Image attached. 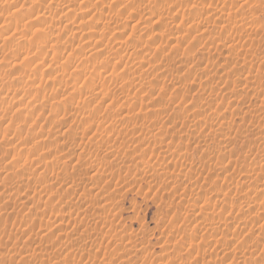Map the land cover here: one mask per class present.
<instances>
[{
	"label": "rangeland",
	"instance_id": "374dc122",
	"mask_svg": "<svg viewBox=\"0 0 264 264\" xmlns=\"http://www.w3.org/2000/svg\"><path fill=\"white\" fill-rule=\"evenodd\" d=\"M263 92L264 0H0V264H264Z\"/></svg>",
	"mask_w": 264,
	"mask_h": 264
},
{
	"label": "bare ground",
	"instance_id": "6f19581e",
	"mask_svg": "<svg viewBox=\"0 0 264 264\" xmlns=\"http://www.w3.org/2000/svg\"><path fill=\"white\" fill-rule=\"evenodd\" d=\"M245 2H246V1H245ZM83 3H84V2H83ZM80 4H81V3H80ZM91 6H92V5H91ZM244 7H245V6H244ZM80 8H82V7H80ZM89 8H90V7H89ZM83 9H84V8H83ZM83 9H81V10H83ZM86 9H87V8H86ZM86 9H85V10H86ZM91 9H92V8H91ZM109 9H110V8H109ZM241 9H242V8H241ZM245 9H246V8H245ZM81 10L79 9V11H81ZM85 10H84V11H85ZM242 10H244V8H243ZM242 10H241V11H242ZM87 11H88V10H87ZM89 11H90V9H89ZM110 11H111V10H110ZM111 12H112V11H111ZM107 13H108V12H107ZM107 13H106V14H107ZM113 13H114V11H113ZM116 13H119V12L116 11ZM238 13H239V12H238ZM82 14H84V13H82ZM85 14H86V13H85ZM106 14H105V15H106ZM152 14H153V15L151 16L150 13H149V15L151 16V18H150V16H148V15H147L148 17H146V18H149V19L151 20V19H153L154 17H156V16H155V13H152ZM236 14H237V13H236ZM239 14H240V13H239ZM86 15H87V14H86ZM119 15H120V14H119ZM157 15H159V14H157ZM160 15H161V13H160ZM87 16H88V15H87ZM109 16H111V15H109ZM109 16H108L107 18H109L108 20H111V18H110ZM112 16H114V14H113ZM153 16H154V17H153ZM79 17H80V16H79ZM90 17H91V16H90ZM116 17H117V16H116ZM159 17H160V16H158V19H159ZM163 17H164V16H163ZM91 18H93V17H91ZM117 18H118V17H117ZM117 18H116V19H117ZM160 18H161V17H160ZM240 18H242V16H241ZM114 19H115V18H114ZM89 20H90V19H89ZM89 20H88V21H89ZM104 20H105V19H104ZM115 21H116V20H115ZM117 21H118V20H117ZM214 21H216V20H214ZM238 21H239V20H238ZM82 22H84V21H82ZM82 22H81V23H82ZM100 22H101V21H100ZM108 22H109V21H108ZM232 22H233V21H232ZM240 22H241L240 24H242V20H241ZM106 23H107V22H106ZM106 23H105V24H106ZM113 23H115V22H113ZM218 23H219V22H218ZM86 24H87V23H86ZM86 24H84V25H86ZM118 24H119V23H118ZM213 24H214V22H213ZM232 24H233V23H232ZM82 25H83V24H82ZM82 25L80 24V26H82ZM106 25L108 26V24H106ZM115 25H116V24H115ZM216 25H217V24H216ZM220 25H221V24H220ZM234 25H235V24H234ZM80 26H78V27H80ZM221 26H222V25H221ZM242 26L244 27V24H242ZM82 27H84V26H82ZM82 27H81V28H82ZM218 27L220 28V26H218ZM84 28H85V27H84ZM113 28H114V27H113ZM113 28H112V30H113ZM224 28H225V25H224ZM86 29H87V28H86ZM89 29H90V28H89ZM92 29H93V28H92ZM220 29H222V28H220ZM241 29H242V28H241ZM241 29H240V30H241ZM245 29H246V28H245ZM84 30H85V29H84ZM119 30H120V29H119ZM123 30H124V28H123ZM242 30H244V29H242ZM242 30H241V31H242ZM93 31H94V30H93ZM104 31H105V30H103V32H104ZM113 31H114V30H113ZM121 31H122V30H121ZM245 31H246V30H245ZM96 32H97V31H96ZM96 32H95V33H96ZM100 32H102V31H100ZM118 32H119V31H118ZM77 33H78V32H77ZM85 33H90V31L88 30V31H86ZM83 34H84V32H83ZM83 34H82V35H83ZM102 34H105V33H102ZM95 35H96V34H95ZM97 35H98V33H97ZM92 36H93V35H92ZM96 37H99V36H96ZM92 38H94V37H92ZM100 38H102V37L100 36ZM100 38H99V39H100ZM88 39H90V38H88ZM95 40H97V39H95ZM95 40H94V41H95ZM226 40H227V39H226ZM232 40H233V39H232ZM238 40H239V39H238ZM247 40H248V39H247ZM97 42H98V41H97ZM227 42H228V41H227ZM95 43H96V41H95ZM95 43H94V44H95ZM108 44H109V43H108ZM123 44H124V43H123ZM104 45H105V44H104ZM106 45H107V44H106ZM93 46H94V45H93ZM108 46H109V45H107V46H105V47H108ZM229 47H230V46H229ZM93 48H94V47H93ZM100 48H103V46H102V47H98V48H96L95 50L98 51L97 49H100ZM227 48H228V47H227ZM230 48H231V47H230ZM110 49H111V48H110ZM102 50H104V48H103ZM100 51H101V49L99 50V53H100ZM94 52H95V51H94ZM229 52H230V50H229ZM231 52H232V51H231ZM237 52H238V51H237ZM69 53H70V52H69ZM101 53H103V52H101ZM105 53H106V52H105ZM95 54H97V52H95ZM103 54H104V53H103ZM107 54H110V53H107ZM107 54H106V55H107ZM116 54H117V52H116ZM229 54H230V53H229ZM233 54H235V53H233ZM100 55H102V54H100ZM230 55H231V54H230ZM118 56H119V55H118ZM108 57H109V56H108ZM110 57H112V56H110ZM104 58H106V57H104ZM109 59H110V58H109ZM114 59H115V58H114ZM66 60H67V59H66ZM112 60H113V59H112ZM64 63H65V62H64ZM67 63H68V62H67ZM67 63H66V64H67ZM80 63H81V62H80ZM66 64H65V65H66ZM62 65H64V64H62ZM83 65H84V64H83ZM87 66H88V65H86V67H87ZM92 66H93V64H92ZM20 67H21V66H20ZM23 67H24V66H23ZM56 67H57V66H56ZM24 68H25V67H24ZM60 68H61V65H60ZM65 68H66V66H65ZM65 68H64V69H65ZM91 68H92V67H91ZM92 69H94V68H92ZM243 69H244V68H243ZM1 70H2V68H1ZM3 70H4V69H3ZM24 70H25V69H24ZM4 71H6V70H4ZM59 71H60V70H59ZM88 71H89V70H88ZM23 72H24V71H23ZM98 72H99V71H98ZM4 74H5V73H4ZM77 77H78V76H77ZM80 77H81V76H80ZM75 79H76V78H75ZM78 79H79V78H78ZM76 81H78V80H76ZM76 81H74V82H76ZM60 83H62V82H60ZM74 84H75V83H74ZM76 84H77V83H76ZM149 84H150V83H149ZM30 86H31V85H30ZM99 87H100V86H99ZM244 87H245V86H244ZM246 87H247V86H246ZM261 87H263V86L261 85ZM261 87H260V88H261ZM260 88H259V89H260ZM38 89H39V88H38ZM251 89H252V88H251ZM92 90H93V89H92ZM243 90H244V88H243ZM253 90H254V89H253ZM35 91H36V90H35ZM37 92H38V91H37ZM246 92H247V91H246ZM263 93H264V92H263ZM101 123H102V122H101ZM101 123H100V125H101ZM14 146H15V145H14ZM2 147H3V145H2ZM7 147H8V146H7ZM7 147H6V149H7ZM0 148H1V146H0ZM8 149H9V148H8ZM14 149H15V148H14ZM40 149H41V148H40ZM9 150H10V149H9ZM12 150H13V148H12ZM4 151H6V150H4ZM2 152H3V151H2ZM44 152H45V151H44ZM48 152H49V150H48ZM8 153H9V152H8ZM0 154H1V153H0ZM40 154H41V153H40ZM41 155H42V154H41ZM45 155H46V154H45ZM16 156H18V155H16ZM25 156H26V154H25ZM13 157H15V156H13ZM30 157H31V156H30ZM2 158H3V157H2ZM11 159L13 160V158H11ZM33 159H35V158H33ZM36 160H37V158L35 159V163H36ZM17 161H18V160H17ZM23 161H24V160H23ZM31 161H33V160H31ZM46 161H47V160H45V162H46ZM13 162H14V161H13ZM24 162H25V161H24ZM24 162H23V163H24ZM27 162H28V161H27ZM37 162H38V160H37ZM45 162H44V163H45ZM6 163H7V162H6ZM38 163H39V162H38ZM38 163H37V164H38ZM54 163H55V162H54ZM16 164H19V162H17ZM24 164H25V163H24ZM39 164H40V163H39ZM8 165H9V164H8ZM22 165H23V164H22ZM49 165L52 166V165H53L52 162H51V164H50V162H49ZM10 166H12V165H10ZM27 166H28V165H26V167H27ZM42 166H43V165H42ZM6 167H7V166H6ZM19 167H20V166H19ZM26 167L23 166V170H24V171H25ZM38 167H39V166H38ZM34 168H36V167H34ZM88 168H89V167H88ZM88 168H86L87 172L89 171ZM90 168H91V167H90ZM11 169H12V168H11ZM21 169H22V168H21ZM21 169H18V170L21 171ZM50 169H51V168H50ZM23 170H22L21 172H24ZM53 170H55V169L53 168ZM20 171H19V172H20ZM26 171H27V170H26ZM84 171H85V170H83L82 172H84ZM9 172H10V171H9ZM28 172H29V171H28ZM13 173H14V172H13ZM84 173H85V175H87L86 172H84ZM84 173H82V174L84 175ZM11 175H12V174H11ZM21 175H22V174H21ZM21 175H19V176L21 177ZM87 176H88V175H87ZM27 177H28V176H27ZM21 178H24V176H22ZM56 178H57V177H56ZM87 178H88V177H87ZM58 179H59V178H58ZM64 179H65V178H64ZM85 179H86V178H85ZM21 180H22V179H21ZM44 180H45V179H44ZM74 180H75V179H74ZM86 180H87V179H86ZM42 181H43V180H42ZM45 181L47 182V180H45ZM45 181H44V182H45ZM56 181H58V180H56ZM66 181H67V180H66ZM71 181H72V183H73V180H71ZM78 181L80 182V181H82V180L78 179ZM88 181H89V178H88ZM90 181H91V180H90ZM44 182H43V183H44ZM58 182H59V181H58ZM58 182H57V183H58ZM64 182H65V180H64ZM84 182H85V180H84ZM51 183H52V182H51ZM59 183H61V182H59ZM88 183H89V182H88ZM91 183H92V182H91ZM65 184H66V183H65ZM74 184H75V183H74ZM76 184H77V183H76ZM48 185H49V184H48ZM56 185H57L56 187H58V184H56ZM72 185H73V184H72ZM92 185H93V184H92ZM52 186H53V185H52ZM87 186H88V185H87ZM4 187H5V186H4ZM46 187H47V186H46ZM48 187H49V186H48ZM48 187H47V188H48ZM72 187H73V186H69L68 183H67V187L65 188V191H64V192H65L66 194H69L70 191L74 190V188H72ZM74 187H76V186H74ZM92 187H93V186H92ZM47 188H46V189H47ZM51 188H52V187H51ZM51 188H50V189H51ZM80 188H82V187H80ZM77 189H79V186H78ZM34 190H35V189H34ZM44 190H45V189H44ZM61 191H62V190H61ZM75 191H76V190H75ZM83 191H84V189H83ZM83 191H82V192H83ZM91 191H92V190H91ZM32 192H33V191H32ZM64 192H63V193H64ZM77 192H78V191H77ZM103 192H104V190H103ZM65 193H64V194H65ZM83 193H84V192H83ZM73 194H75V192H73L71 195H73ZM80 194H81V193H80ZM71 195H70V197H71ZM78 195H79V194H78ZM81 195H82V194H81ZM66 196H67V195H66ZM88 196H89V195H88ZM90 196H92V195H90ZM50 197H51V196H50ZM68 197H69V195H68ZM73 197H74V196H73ZM77 197H78V196H77ZM79 197H80V195H79ZM92 197H94V196H92ZM83 198H84V197H83ZM8 199H10V198H8ZM14 199H15V198H14ZM68 199H69V198H68ZM78 199H79V198H78ZM88 199H89V198H88ZM93 199H95V198H93ZM72 200H73V199H72ZM74 200H75V199H74ZM75 201H76V200H75ZM83 201H84V200H83ZM96 201H97V200H96ZM59 202H60V204H61V203L65 204V203H67V198H66V200H65V203H64V202H61V201H59ZM68 202H69V201H68ZM70 202H71V200H70ZM70 202H69V203H70ZM72 202H73V201H72ZM76 202H78V201H76ZM79 202H81V201H79ZM6 203H8V202H6ZM12 203H13V202H12ZM55 203H56V202H55ZM85 203H86V202H85ZM92 203H93V201H92ZM60 204L58 203V204H56V205L58 206V205H60ZM88 204H90V203H88ZM65 205H66V204H65ZM50 206H51V205H50ZM50 206H49V207H50ZM52 206H53V205H52ZM60 206H61V205H60ZM58 207H59V206H58ZM62 207H64V205H63ZM86 207H87V206H86ZM50 208H51V207H50ZM61 210H62V209H61ZM61 210H60V211H61ZM90 216H91V213H90ZM86 218H87V217H86ZM58 227H59V226H58ZM58 227H57V228H58ZM60 229H61V228H60ZM57 230H58V229H57ZM59 235H60V234H59ZM57 236H58V235H57ZM46 257H47V256H46ZM199 258H200V257H199ZM199 258H198V259H199ZM200 259H201V258H200ZM206 264H207V263H206Z\"/></svg>",
	"mask_w": 264,
	"mask_h": 264
}]
</instances>
